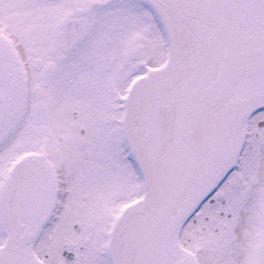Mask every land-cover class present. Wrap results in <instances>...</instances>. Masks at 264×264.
Here are the masks:
<instances>
[{"label":"snow or ice","instance_id":"1","mask_svg":"<svg viewBox=\"0 0 264 264\" xmlns=\"http://www.w3.org/2000/svg\"><path fill=\"white\" fill-rule=\"evenodd\" d=\"M0 264H264V0H0Z\"/></svg>","mask_w":264,"mask_h":264}]
</instances>
